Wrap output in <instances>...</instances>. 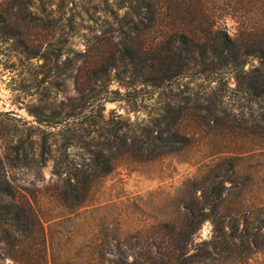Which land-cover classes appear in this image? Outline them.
Returning a JSON list of instances; mask_svg holds the SVG:
<instances>
[{"label": "rangeland", "instance_id": "obj_1", "mask_svg": "<svg viewBox=\"0 0 264 264\" xmlns=\"http://www.w3.org/2000/svg\"><path fill=\"white\" fill-rule=\"evenodd\" d=\"M210 2L235 37L236 0ZM111 8L114 0H0V14L20 31L0 33V188L7 178L19 205L28 196L47 221L45 240L0 231V264H39L42 256L47 264H122L124 251L130 262L166 264L161 253L172 231L194 227L202 207L208 217L190 236L186 256L194 257L183 264H264V98L242 92L232 72L221 82L197 74L152 86L139 83L133 69L109 70L119 40ZM25 35L35 40L32 51L18 48ZM261 65L250 58L245 69ZM83 94L97 100L71 109ZM205 106L216 111L209 116ZM180 116L188 143L146 153L138 142L123 155L116 134L130 143L143 128L174 127ZM99 149L114 168H97L87 193L88 184H79L78 201L60 197L71 168L106 160L96 157ZM220 225L231 237L219 234Z\"/></svg>", "mask_w": 264, "mask_h": 264}, {"label": "trees", "instance_id": "obj_2", "mask_svg": "<svg viewBox=\"0 0 264 264\" xmlns=\"http://www.w3.org/2000/svg\"><path fill=\"white\" fill-rule=\"evenodd\" d=\"M210 1L114 0L116 9L111 8V11L118 24L116 35L119 38L118 54L113 58L112 64L108 62L106 67L109 70L120 66L133 69L139 83L152 86H161L173 80L187 76L194 77L197 74L199 78L211 81L216 79L221 82L226 73L232 72L240 81L239 86L242 92L252 96L255 100L264 98V0H236L235 9L230 13L239 19L241 27L235 37L226 27L218 23L220 11ZM121 9H125L124 14H120ZM11 29L8 18L0 14V33L8 38L20 33L19 30L16 32L14 28ZM33 41L35 40L25 35V38L18 44V48L27 52L32 51L30 43ZM250 58L259 59L262 65L246 71L245 66ZM207 70H212V73L206 74ZM95 96L83 94L75 98L71 109L82 108L88 101L92 106L97 100H94ZM210 98L206 96L205 100H210ZM104 101L99 102L102 105L101 109L104 108ZM205 107L209 116L216 111L209 106ZM171 108V105L166 106L165 117H168ZM75 115H78V118L81 117L79 113ZM44 121L50 120L40 119V122ZM181 121L180 116L179 122L174 127L168 122L163 127L161 122L158 123L156 125L158 129L156 126L154 129L145 127L137 136L131 138L130 143L125 134L115 132V138L121 142L123 155H128L138 142L142 143L146 153L152 152L157 144H161V147L172 148L177 142H189L190 135L181 128ZM89 124L96 125L97 123L90 122ZM71 140L69 137L66 144H70ZM106 143L109 144L108 141ZM48 149L47 137H43L40 152L42 161H46L45 152H48ZM105 149H111V147ZM96 152V157H106V160H97V166L92 168L83 169L81 164H76L71 168L69 176L64 178L62 183L60 197L61 195L68 197L71 194L78 201L79 184H88L86 188L84 187L87 193L91 189L97 168L104 174L114 168V160L108 157L104 149L96 150ZM80 172L85 176V181H81ZM227 180L224 176L220 179L222 190L226 189ZM4 181L6 188H0L3 195H6L0 196V208H2L0 209V231L14 239H17L19 235H25L27 239L40 237L45 240L47 222L45 218L35 209L33 201L28 196L23 201V206L19 205L17 189L7 178ZM222 194L220 191L218 195L222 196ZM6 197L11 200L6 201ZM205 208L202 207L199 212L200 219L194 227H191L189 223L181 229L172 231L173 237L168 244L167 251L161 253L167 259L166 264H183L188 258L194 257V255L186 256L189 250V240L208 217ZM217 231L223 238L231 237L227 235L224 225H220ZM123 254L122 264L140 263L136 259L130 262L126 251ZM39 264H47L44 256Z\"/></svg>", "mask_w": 264, "mask_h": 264}]
</instances>
